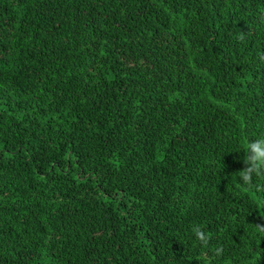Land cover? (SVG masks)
I'll return each instance as SVG.
<instances>
[{"label":"trees","instance_id":"16d2710c","mask_svg":"<svg viewBox=\"0 0 264 264\" xmlns=\"http://www.w3.org/2000/svg\"><path fill=\"white\" fill-rule=\"evenodd\" d=\"M262 54L264 0H0V264H264Z\"/></svg>","mask_w":264,"mask_h":264},{"label":"clouds","instance_id":"9594fccd","mask_svg":"<svg viewBox=\"0 0 264 264\" xmlns=\"http://www.w3.org/2000/svg\"><path fill=\"white\" fill-rule=\"evenodd\" d=\"M237 38L243 41L246 37L241 32ZM260 59L264 60V54L260 56ZM244 153L243 164L247 167L237 173L240 181H242L240 186L246 191L264 192V137L247 142ZM257 227L261 232H264V225H257ZM192 232L196 240L207 247L211 238L210 233H205L198 225L193 226ZM222 251V248L217 247L215 255L220 256Z\"/></svg>","mask_w":264,"mask_h":264}]
</instances>
